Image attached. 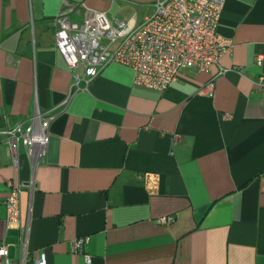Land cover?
I'll list each match as a JSON object with an SVG mask.
<instances>
[{
    "label": "crops",
    "instance_id": "1",
    "mask_svg": "<svg viewBox=\"0 0 264 264\" xmlns=\"http://www.w3.org/2000/svg\"><path fill=\"white\" fill-rule=\"evenodd\" d=\"M155 0H0L1 129L52 114L34 167L13 166L0 134V240L27 264H264V0H225L217 31L233 47L158 92L129 68L76 84L55 48L56 19L90 10L129 27ZM260 60V62H259ZM219 67L211 95L203 88ZM67 102L65 103V100ZM24 183L6 228L5 186ZM30 181L34 187L30 188ZM172 216L170 222L160 218ZM88 237L83 254L72 241Z\"/></svg>",
    "mask_w": 264,
    "mask_h": 264
},
{
    "label": "built area",
    "instance_id": "2",
    "mask_svg": "<svg viewBox=\"0 0 264 264\" xmlns=\"http://www.w3.org/2000/svg\"><path fill=\"white\" fill-rule=\"evenodd\" d=\"M224 3L225 0H155L153 12L134 27L118 18L110 21L98 10H90L79 21L61 15L56 19L55 48L74 84L79 76L73 70L78 66L88 85L103 67L118 64L131 70L135 86L161 92L177 80L181 70L192 68L210 73L212 66L218 65L219 59L231 51L232 40L217 31ZM226 72L227 69L219 67L203 92L211 95L216 77ZM52 119V114L36 111L26 125L16 123L0 131L13 166H18L21 148L33 167L42 160ZM5 186V226L18 227L19 197L24 183L15 185L8 180ZM33 187L30 181L31 190ZM172 219L166 216L159 221L167 223ZM88 240V237L75 238L73 251L83 254ZM27 254L26 244L21 242L19 257L15 261L10 259L7 244L0 240V264H27ZM84 260L91 263L89 255L85 254ZM33 264H46L44 252L37 255Z\"/></svg>",
    "mask_w": 264,
    "mask_h": 264
},
{
    "label": "trees",
    "instance_id": "3",
    "mask_svg": "<svg viewBox=\"0 0 264 264\" xmlns=\"http://www.w3.org/2000/svg\"><path fill=\"white\" fill-rule=\"evenodd\" d=\"M0 127H3V123L0 121ZM1 130H3V129H1Z\"/></svg>",
    "mask_w": 264,
    "mask_h": 264
}]
</instances>
